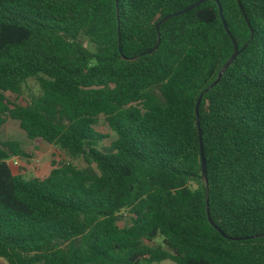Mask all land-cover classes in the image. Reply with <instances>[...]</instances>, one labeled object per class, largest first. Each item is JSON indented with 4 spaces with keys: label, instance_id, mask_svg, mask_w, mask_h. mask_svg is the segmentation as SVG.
<instances>
[{
    "label": "trees",
    "instance_id": "obj_1",
    "mask_svg": "<svg viewBox=\"0 0 264 264\" xmlns=\"http://www.w3.org/2000/svg\"><path fill=\"white\" fill-rule=\"evenodd\" d=\"M197 1L0 0V133L17 121L86 164L24 179L8 161L28 153L0 141V264H264V237L231 240L264 233V0L156 31ZM216 2L240 52L198 108L206 193L195 104L233 52Z\"/></svg>",
    "mask_w": 264,
    "mask_h": 264
},
{
    "label": "rangeland",
    "instance_id": "obj_2",
    "mask_svg": "<svg viewBox=\"0 0 264 264\" xmlns=\"http://www.w3.org/2000/svg\"><path fill=\"white\" fill-rule=\"evenodd\" d=\"M39 95V89L34 80H28L24 86L23 94L18 99V104H25L30 101L32 96ZM96 130L107 136L99 145L102 148H107L110 142L113 140L114 135L108 129L105 124L104 118L99 117ZM13 140L21 144L23 149L28 153L29 158L16 159L18 163V168L12 169L13 173H19L24 179H29L32 177L43 178L47 176L51 169V162L55 163H71L76 167L83 168L86 167L85 162L82 159L71 160L67 154L62 151H58L56 148L41 143L35 145L30 142L25 133L19 129L18 122L14 120H7L6 123L1 128L0 141ZM128 223L127 219H124L121 225ZM161 239L157 238L153 244L160 243ZM159 264H174L170 261H163Z\"/></svg>",
    "mask_w": 264,
    "mask_h": 264
},
{
    "label": "water",
    "instance_id": "obj_3",
    "mask_svg": "<svg viewBox=\"0 0 264 264\" xmlns=\"http://www.w3.org/2000/svg\"><path fill=\"white\" fill-rule=\"evenodd\" d=\"M206 1H214V0H199L196 3L192 4L191 6L185 8L179 12L164 16L155 24L156 31L158 30L159 25H161L162 23L166 22L167 20H169L171 18L186 14V13L190 12L192 9L196 8L197 6L201 5L202 3L206 2ZM217 5H218V3H217ZM218 11H219V16H220V19L222 22L223 29L226 32L228 38L232 42L233 52H232L231 56L229 57V59L225 62V64L221 67V69L217 73L216 79L199 94V96L196 100V104H195L196 127H197V132H198L199 152H200V162H201V176H202L204 183H205L206 193H207L208 183H207L206 166H205V159H204L203 147H202V133H201L200 123H199V118H198V108H199V104L201 102L203 95L206 94L207 92H209L212 88H214L219 83L223 74L226 72V70L229 68V66L233 63V61L236 59V57L238 56V54L240 52V51H238L236 42L232 38L230 32L227 29L226 23L224 22V20L222 18V13H221V9H220L219 5H218ZM157 36H158V40H157L156 45L152 49L146 51L145 52L146 55L152 54L157 49L158 43H159V34L158 33H157ZM118 52L121 54V47L120 46H118ZM206 216H207V221H208L209 225L212 226L214 228V230H216L223 238H228L212 222L210 215H209L208 198L207 197H206ZM261 237H264V233L253 235L250 237H244V238H231V240L232 241H240V240H247V239H257V238H261Z\"/></svg>",
    "mask_w": 264,
    "mask_h": 264
},
{
    "label": "built area",
    "instance_id": "obj_4",
    "mask_svg": "<svg viewBox=\"0 0 264 264\" xmlns=\"http://www.w3.org/2000/svg\"><path fill=\"white\" fill-rule=\"evenodd\" d=\"M8 165L10 167V169H14V168H18V163L16 162V158H12L8 161Z\"/></svg>",
    "mask_w": 264,
    "mask_h": 264
}]
</instances>
